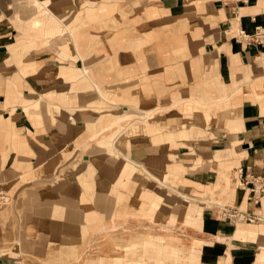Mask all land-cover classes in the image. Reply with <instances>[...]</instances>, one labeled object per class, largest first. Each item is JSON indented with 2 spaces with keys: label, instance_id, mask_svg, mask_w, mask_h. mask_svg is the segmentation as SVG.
I'll use <instances>...</instances> for the list:
<instances>
[{
  "label": "crops",
  "instance_id": "crops-1",
  "mask_svg": "<svg viewBox=\"0 0 264 264\" xmlns=\"http://www.w3.org/2000/svg\"><path fill=\"white\" fill-rule=\"evenodd\" d=\"M263 26L264 0H0V191L14 193L0 202V264L17 249L11 240L21 251L24 224L40 213L52 230L79 223L98 233L119 215L162 225V166L191 196L219 185L216 172L192 170L194 152L230 165L224 208L257 218L202 209L195 227L187 217L198 206H188L189 237L202 241L197 264H256L264 196L254 204L244 180H264V44L253 37ZM108 116L105 128L126 121L142 136L124 130L122 147L105 141L113 149L95 134L88 154L64 152ZM199 130L207 139H194Z\"/></svg>",
  "mask_w": 264,
  "mask_h": 264
},
{
  "label": "rangeland",
  "instance_id": "rangeland-1",
  "mask_svg": "<svg viewBox=\"0 0 264 264\" xmlns=\"http://www.w3.org/2000/svg\"><path fill=\"white\" fill-rule=\"evenodd\" d=\"M110 110L111 109L108 108L102 111ZM126 110L123 112L119 110L114 113L119 114L122 112L125 114ZM148 114L149 113H146V116ZM110 119V116L104 118L103 125L87 126L82 133L78 128L72 126L69 132L71 131V133H75L76 135L81 133L84 138H76L73 143L66 144L65 148L67 149L64 150V152L70 150L73 153L74 150L76 151L81 148L80 152H82V154H88V152L92 151V147L96 146V143H90L89 141V138H91L90 136H94L95 134L97 138H99L98 141L100 142V146H111V148L113 146V149H116V145L121 147L124 145L122 142L118 141V138H120L119 134L122 133V131L125 130L130 138H138L143 134L141 126L130 125V123L126 121L122 124H115L113 127L105 128L107 120L109 121ZM129 126H133L134 128L128 129ZM66 131H68V129H66ZM196 136L198 138L194 139L197 141L207 139L204 138L205 135L201 130L198 131V135ZM110 138H115V146L112 141L106 146L105 141ZM111 143H113V145H111ZM116 151L117 152L114 153L116 156H119V154L122 155L120 151ZM194 153L197 154V160L193 164L192 170H211L216 172L218 178L217 184L219 183V185L209 189L207 188L208 190L206 189L200 192L198 196H191L189 194L190 188L185 186L182 177L165 173V169L162 166V202L167 203V206H169L167 208L170 209L168 215L162 214V225H159V222L156 221L158 216L155 217L156 219H146L143 221L144 219L141 216L135 218L129 217L128 215H119V217H115L114 221L106 224V228L98 233L91 229L88 224L83 226L79 223H55L56 227L53 228L54 234L52 235L51 231L53 230L50 228V224L43 221L42 214L40 213L38 222L33 220L31 224L30 222L24 224L26 227H30V230H28L26 240H23L21 249L23 253L21 254L19 248L21 244L20 239L11 240L12 246H14L16 241L18 242L16 245L17 249H11V253L5 256L8 258V262L3 264H170V262L175 264V261L176 264H197L198 260L195 259L189 249L190 247L192 248L195 242L189 236H193L195 233L188 229L186 223L183 221L186 209L188 206L189 208L199 206L200 209H208L214 212L216 216L217 214L219 215V212L224 206L230 205L228 201L230 195L229 190L226 191L224 188H226V179L232 175L233 171L228 164L215 165L212 162L214 157H212V159L203 160L202 158H198V156L201 155L200 152ZM70 155L69 153H63V158H60L55 166L61 165ZM79 158L80 156L77 157V160ZM171 159L172 161L176 160L175 158ZM76 164L77 163H73L71 165L72 168ZM42 166H40V170ZM186 172H188V170H186L185 173ZM73 176L74 174H70L69 178H73ZM54 177H56L57 180L63 181L68 175L64 176V174H60ZM201 189L202 188L199 187L200 191ZM207 191L210 193V196H207ZM3 195V203L6 205L12 204L11 199L14 197L13 191L6 192L5 194L3 193ZM204 195L206 196L204 197ZM207 197H211V199L208 201L206 199ZM29 209L30 207H27V210ZM7 212L6 210L4 213L5 215H3L4 218L7 216ZM72 216H74V214ZM55 217L59 219V216ZM146 217L149 218V216ZM35 226H38V229H36ZM13 228L14 225L11 222L8 232L12 237L14 236ZM147 237L152 239L156 247L159 246V244H161L162 247V242L170 245L168 246L170 249L173 245L176 246L175 251L178 258L170 259L168 254V259L167 257L165 258V256L162 257V252L161 255L154 252L155 247L148 248L147 253L143 251L140 245L131 249L128 248L129 250L126 249L125 246L132 243H140ZM158 238H160V240H158ZM9 242L10 241L7 242V245ZM25 246H27V248ZM25 251L27 253H24ZM157 257H160V261H157Z\"/></svg>",
  "mask_w": 264,
  "mask_h": 264
},
{
  "label": "bare ground",
  "instance_id": "bare-ground-1",
  "mask_svg": "<svg viewBox=\"0 0 264 264\" xmlns=\"http://www.w3.org/2000/svg\"><path fill=\"white\" fill-rule=\"evenodd\" d=\"M218 161H216V164L215 165H218L217 164ZM219 166V165H218ZM226 189L227 190H230L232 189V192L234 191V185L233 183H231V181H227L226 182ZM206 199H210L209 197H207ZM165 203V202H164ZM161 208V207H160ZM203 209V208H202ZM202 209L199 208V206L195 209L192 210L191 214H190V217H187V223L188 224H192L194 225L195 227H198L199 224H200V217H201V211ZM158 212V211H157ZM162 212L164 213H167V208L165 205H162ZM162 214V213H161ZM166 220V219H165ZM190 224V225H191ZM191 228V227H190ZM158 240H160V238H158ZM137 245H140L142 248H143V251L145 253H147V250L148 248H154L155 247V253L158 254V255H161V252H162V257L165 256V258L167 257V259L170 257V259L174 258V259H177L178 258V255L176 254V251H175V248L176 246H172L171 249L168 248V244H165L162 242V247H161V244H159V246H155L154 242H152V239L150 238H145L143 239L140 243H132L130 245H127L125 246L127 250L131 249V248H134L136 247ZM167 245V246H165ZM202 245V241H195L193 243V246L192 248L190 247V252L194 255L195 259L196 260H199V251H200V247ZM129 248V249H128ZM167 254L169 255V257L167 256ZM179 254V253H178ZM181 258V257H180ZM157 261H160V257L156 258ZM163 262V261H162ZM264 262V252L258 256V259H257V263L256 264H260V263H263ZM170 264H174L172 262H170ZM175 264H176V261H175Z\"/></svg>",
  "mask_w": 264,
  "mask_h": 264
},
{
  "label": "built area",
  "instance_id": "built-area-1",
  "mask_svg": "<svg viewBox=\"0 0 264 264\" xmlns=\"http://www.w3.org/2000/svg\"><path fill=\"white\" fill-rule=\"evenodd\" d=\"M253 37L256 43L264 44V26L258 28ZM244 184L250 186L248 189L250 200L254 202V204H260V199L264 196V180L257 177H251L250 180L245 179ZM3 199V192L0 191V202H3ZM222 216L225 220H245L248 222L257 221V218L253 214L235 207L223 208Z\"/></svg>",
  "mask_w": 264,
  "mask_h": 264
}]
</instances>
